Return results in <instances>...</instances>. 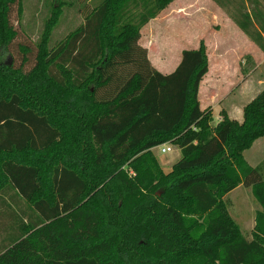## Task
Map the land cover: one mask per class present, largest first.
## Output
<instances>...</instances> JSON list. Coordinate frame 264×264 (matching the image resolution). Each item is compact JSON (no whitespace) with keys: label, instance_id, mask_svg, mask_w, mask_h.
Returning a JSON list of instances; mask_svg holds the SVG:
<instances>
[{"label":"trees","instance_id":"obj_1","mask_svg":"<svg viewBox=\"0 0 264 264\" xmlns=\"http://www.w3.org/2000/svg\"><path fill=\"white\" fill-rule=\"evenodd\" d=\"M173 1L98 0L53 44L69 4L52 0L32 67L0 62V264H264V162L244 155L264 137V88L213 126L206 43L167 74L139 44ZM215 1L264 52L263 1ZM13 5L0 0V49ZM167 142L169 172L153 152ZM240 185L260 205L250 235L229 211Z\"/></svg>","mask_w":264,"mask_h":264},{"label":"rangeland","instance_id":"obj_2","mask_svg":"<svg viewBox=\"0 0 264 264\" xmlns=\"http://www.w3.org/2000/svg\"><path fill=\"white\" fill-rule=\"evenodd\" d=\"M61 1L69 5H64L53 30V44L85 23L98 0ZM51 4L52 0H20V12L18 5H13L10 20L17 35L7 50L0 49V62L18 66L26 56L28 61L24 69L32 67L41 24L48 17ZM222 10L226 12L215 0H174L152 23L142 28L139 40V44L147 48L151 64L165 74L176 69L183 50L198 48L201 40L206 43L210 68L199 97L202 108L213 109V126L220 120L222 109H229L232 116L241 117L244 106L264 88V52L250 39L252 43L244 39L240 29L227 22ZM22 44L30 49L26 55L19 47ZM166 144H171L170 152L163 153L161 147L153 148V152L163 170L169 172L179 148L170 142ZM244 155L250 165L264 162V137ZM228 198L232 201L230 213L242 231L250 235L256 211L260 209L252 188L243 185Z\"/></svg>","mask_w":264,"mask_h":264},{"label":"crops","instance_id":"obj_3","mask_svg":"<svg viewBox=\"0 0 264 264\" xmlns=\"http://www.w3.org/2000/svg\"><path fill=\"white\" fill-rule=\"evenodd\" d=\"M223 11V10H222ZM224 12V13H223ZM222 13H223V15H225V19L227 20V22H230L231 24H232V27H234L235 29H240L236 24H235V22L230 18V16L225 12V11H223ZM156 19V18H155ZM154 19H152V20H150L148 23H152V21H153ZM147 23V24H148ZM146 24V25H147ZM223 28V27H222ZM244 36V39H247V40H249L250 38L244 33V32H242L241 30H239ZM250 41V40H249ZM253 42V41H252ZM251 41L249 42V43H252ZM254 43V42H253ZM255 44V43H254ZM256 45V44H255ZM260 49V48H259ZM208 50V49H207ZM202 107V106H201ZM203 109H205V108H203ZM231 109V108H230ZM221 110V109H220ZM219 110V111H220ZM223 110V109H222ZM221 110V111H222ZM226 111H227V113L229 114V116L231 117V118H234V119H237V120H239V121H242V119H243V112H242V115H241V117H238V116H232L231 114H230V112H229V109L227 110V109H225ZM220 116V115H219ZM220 118H221V116H220ZM254 145V144H253ZM178 149V148H177ZM180 158V150L178 149V152L176 153V157H175V159H174V163L178 160ZM249 163V162H248ZM262 163V162H261ZM261 163H259V164H261ZM250 164V163H249ZM259 164H255V165H252V166H258ZM243 185H240L239 187H237L236 189H234L233 191H235V190H237V189H239V188H241ZM232 191V192H233ZM232 202V201H231ZM255 221V220H254ZM254 224L255 223H253L252 224V228L254 227Z\"/></svg>","mask_w":264,"mask_h":264},{"label":"built area","instance_id":"obj_4","mask_svg":"<svg viewBox=\"0 0 264 264\" xmlns=\"http://www.w3.org/2000/svg\"><path fill=\"white\" fill-rule=\"evenodd\" d=\"M157 147H161V151L163 152V153H166V152H170L171 150H172V147H171V144H162V145H159V146H157Z\"/></svg>","mask_w":264,"mask_h":264},{"label":"water","instance_id":"obj_5","mask_svg":"<svg viewBox=\"0 0 264 264\" xmlns=\"http://www.w3.org/2000/svg\"><path fill=\"white\" fill-rule=\"evenodd\" d=\"M7 64H10L9 62H7ZM160 194V193H159Z\"/></svg>","mask_w":264,"mask_h":264}]
</instances>
